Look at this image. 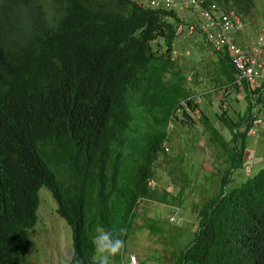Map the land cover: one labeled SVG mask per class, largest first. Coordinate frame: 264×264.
Returning a JSON list of instances; mask_svg holds the SVG:
<instances>
[{
  "label": "trees",
  "instance_id": "1",
  "mask_svg": "<svg viewBox=\"0 0 264 264\" xmlns=\"http://www.w3.org/2000/svg\"><path fill=\"white\" fill-rule=\"evenodd\" d=\"M212 1L242 14L253 6ZM180 21L140 0H0V264H19L27 252L41 185L70 227L71 263L92 264L101 230L124 228L125 241L140 199L155 197L146 181L167 124L196 107L175 57L189 53L174 45ZM217 59L238 87L227 57ZM241 84L242 113H216L231 145L199 110L229 165L176 264H264V165L228 185L231 169L246 165L250 98L260 97Z\"/></svg>",
  "mask_w": 264,
  "mask_h": 264
},
{
  "label": "rangeland",
  "instance_id": "2",
  "mask_svg": "<svg viewBox=\"0 0 264 264\" xmlns=\"http://www.w3.org/2000/svg\"><path fill=\"white\" fill-rule=\"evenodd\" d=\"M242 25L236 38L242 46L249 45L259 27L264 24V0H253L251 12L242 14ZM179 51L188 50L186 56H175L189 86L191 96H199L196 111L188 115L176 110L167 124V137L162 150L152 162L155 197L140 199L136 206L131 228L125 238L126 252L136 255L137 264H176L183 247L196 229L197 209L204 199L217 190L218 180L229 165L225 146L211 139L203 126L199 113L222 135L225 145H231L229 128L216 116L224 112L227 119L235 120L244 107L241 86L227 85L220 71L218 55L214 54L202 34L188 35L182 29L175 36ZM181 118V119H180ZM244 163L231 169L228 185L241 181L245 174L264 165V133L248 135L244 148ZM165 191V200L159 199ZM37 218L28 228L29 248L19 264H73L70 227L55 212V201L49 190L41 185L37 189ZM173 213L175 220H168Z\"/></svg>",
  "mask_w": 264,
  "mask_h": 264
},
{
  "label": "built area",
  "instance_id": "3",
  "mask_svg": "<svg viewBox=\"0 0 264 264\" xmlns=\"http://www.w3.org/2000/svg\"><path fill=\"white\" fill-rule=\"evenodd\" d=\"M146 7L173 10L181 20L176 32L184 29L188 34L197 31L202 34L210 49L218 56H225L234 69V82L241 86L242 80L248 88L258 87L260 97L250 98V123L246 134L256 136L264 133V24L253 36L249 45L242 46L236 38L242 22L240 14L232 7H224L212 0H140ZM172 53L178 51L173 48ZM183 53H188L184 50ZM190 74H186V79ZM196 103L199 96H190ZM243 97V94H242ZM188 107L186 110L188 111ZM191 110V109H189ZM195 107L191 111H196ZM247 164L245 165V167ZM153 187L155 180L149 177L146 181ZM168 220H175L173 213ZM121 264H137L136 255L129 252L127 260Z\"/></svg>",
  "mask_w": 264,
  "mask_h": 264
},
{
  "label": "clouds",
  "instance_id": "4",
  "mask_svg": "<svg viewBox=\"0 0 264 264\" xmlns=\"http://www.w3.org/2000/svg\"><path fill=\"white\" fill-rule=\"evenodd\" d=\"M125 232L124 228L99 231L92 240L94 246L92 264H114V258L122 254L125 247L124 240L121 239ZM77 264L83 262L78 260Z\"/></svg>",
  "mask_w": 264,
  "mask_h": 264
},
{
  "label": "crops",
  "instance_id": "5",
  "mask_svg": "<svg viewBox=\"0 0 264 264\" xmlns=\"http://www.w3.org/2000/svg\"><path fill=\"white\" fill-rule=\"evenodd\" d=\"M238 32V31H237Z\"/></svg>",
  "mask_w": 264,
  "mask_h": 264
}]
</instances>
